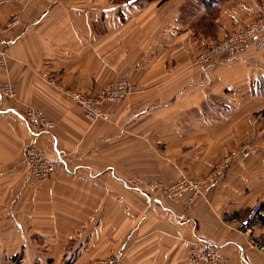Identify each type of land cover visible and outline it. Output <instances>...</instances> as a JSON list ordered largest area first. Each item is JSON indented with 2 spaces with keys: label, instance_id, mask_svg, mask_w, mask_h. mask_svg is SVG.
I'll return each instance as SVG.
<instances>
[{
  "label": "crops",
  "instance_id": "obj_1",
  "mask_svg": "<svg viewBox=\"0 0 264 264\" xmlns=\"http://www.w3.org/2000/svg\"><path fill=\"white\" fill-rule=\"evenodd\" d=\"M262 11L264 0H0L9 57L0 84L19 100L0 99V258L25 247V226L46 225L41 264H191L196 242L220 245L229 264H264V250L251 246L264 247V46L209 68L195 63ZM13 18L19 23L9 27ZM46 79L85 95L128 80L135 92L90 124ZM28 106L55 121L52 134L25 124ZM123 141L159 145L160 156L103 162L104 146L116 153ZM248 141L253 147L193 205L143 193L148 182L204 178ZM30 144L82 162L64 160L39 184L25 163ZM257 203L262 210L247 225Z\"/></svg>",
  "mask_w": 264,
  "mask_h": 264
},
{
  "label": "built area",
  "instance_id": "obj_2",
  "mask_svg": "<svg viewBox=\"0 0 264 264\" xmlns=\"http://www.w3.org/2000/svg\"><path fill=\"white\" fill-rule=\"evenodd\" d=\"M19 23L18 18H13L8 24L9 27ZM264 30V12H261L255 19L245 27L231 32L226 37L218 40L205 48L196 57V65L202 67H212L226 56L248 47L255 43L257 50L264 46V40L260 34ZM8 54L1 47L0 43V73L8 72ZM47 80V79H46ZM47 82L55 89L63 92L68 98L76 104L84 114L90 124L103 120L105 118L104 108L108 104H119L135 92V86L128 80H119L117 82L104 86L94 95H85L69 89H64L60 84L48 79ZM17 97L16 91L10 83L0 84V99L2 101H12ZM25 124L38 133L52 134L55 123L50 120L42 110L29 108L23 115ZM249 148L243 150L231 151L223 156L213 167L206 183L180 179L171 184H153L152 190L145 192L146 197L157 203L158 199H153L150 192L159 190L163 198L170 200L186 201L194 204L197 198H205L208 188L215 184L218 179L223 177L229 166L234 160L245 154ZM55 159L38 148L35 144H30L25 150V163L29 175L39 182H44L54 176L59 168L64 165V157L55 154ZM188 195V196H187ZM262 210V204L257 203L248 212L246 223L250 225ZM253 248L264 250L263 246L251 244ZM220 245H207L202 242H196L191 245L189 251V260L191 264H229V260L222 255ZM94 264H119L116 258H109L97 261Z\"/></svg>",
  "mask_w": 264,
  "mask_h": 264
},
{
  "label": "rangeland",
  "instance_id": "obj_3",
  "mask_svg": "<svg viewBox=\"0 0 264 264\" xmlns=\"http://www.w3.org/2000/svg\"><path fill=\"white\" fill-rule=\"evenodd\" d=\"M215 1H217V0H215ZM262 12H264V11H262ZM253 19H255V18H253ZM47 84L49 85V82H47ZM59 92H61V91H59ZM18 101H19L18 97H16L15 100H12V101H9V102L16 103ZM29 108H33V107L28 106L23 112H26L27 110H29ZM260 116L262 117L261 120H264V114H260ZM53 122L55 123V121H53ZM55 125H56V123H55ZM53 131H54V129H53ZM252 147H253V142L252 141H248V142L242 143L236 150H243L244 148L251 149ZM160 150H161V148H160L159 145H156L155 148H153V150H152L151 146L147 145V144L143 145V144H135V143L129 142V141H123V142L120 143L119 149H117L118 152L115 153V151L113 150L112 146L110 144H107V145L104 146V156H106V158H105L106 160H104L103 162H105V163L108 162L107 159L108 158L111 159V156H160L159 155V151ZM163 151H164V147H163ZM49 157H52V158L55 159L56 156H55V154H49ZM222 157H220V159ZM79 158H80V156H77L76 154H72V155L65 156L64 160L67 161L69 163V166L72 167L73 165H70V163H73V161L78 162V164H80V162H82V160H78ZM74 166H75V164H74ZM59 170H60V168L57 170V172L54 174V176L52 178H54L57 175ZM209 174L206 177H204V178L192 177V176L181 174V176H179L176 180H174V181H172L170 183L148 182V183L144 184V186L142 187L143 188V193L145 194V192H148L149 190H152L153 189L152 185L154 183L155 184H160V183L171 184V183L177 182L180 179H187V180L197 181V182H201V183H206V180H207ZM52 178H50V179H52ZM50 179H48V180H46L44 182H39L36 179H35V181H37L39 184H44V183H48V181H50ZM150 193H151V196H152L153 199L160 200L161 198H163L162 194L159 192V190H156V191L150 192ZM198 199H201V198H197L196 201ZM183 202L187 203L186 201H183ZM187 204H189V203H187ZM190 205H193V204H190ZM25 228H26V232H27L26 235H25L27 240L20 242V243H23V245H25V247L22 248L20 250V252L15 257H12V258L6 257L5 261L3 260V258L2 259L0 258L1 259L0 260V264H21L22 262L26 261V259H28V263L29 264H34V263H37V262H38V264H41V262L38 261V259H36L37 255H35V254H39L40 251L43 252V254H44L43 261L46 260V258H47V254H46L47 253L46 252L47 248H46V241L44 240V237L46 236L47 226L46 225H38L35 228L32 225H28V226H25ZM13 243L14 242H11V245H15L16 244V243H14V244ZM23 245H22V247H23ZM28 250L30 252L29 253L30 257L27 255V251ZM35 259H36V261H35Z\"/></svg>",
  "mask_w": 264,
  "mask_h": 264
}]
</instances>
